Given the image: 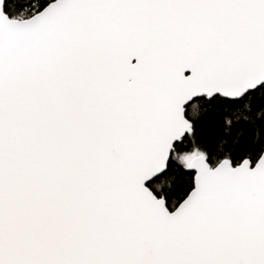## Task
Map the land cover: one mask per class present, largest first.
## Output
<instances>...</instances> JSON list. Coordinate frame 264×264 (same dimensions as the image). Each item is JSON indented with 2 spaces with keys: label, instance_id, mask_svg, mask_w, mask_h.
<instances>
[{
  "label": "snow or ice",
  "instance_id": "6c2138e0",
  "mask_svg": "<svg viewBox=\"0 0 264 264\" xmlns=\"http://www.w3.org/2000/svg\"><path fill=\"white\" fill-rule=\"evenodd\" d=\"M0 264H264V0H0Z\"/></svg>",
  "mask_w": 264,
  "mask_h": 264
}]
</instances>
